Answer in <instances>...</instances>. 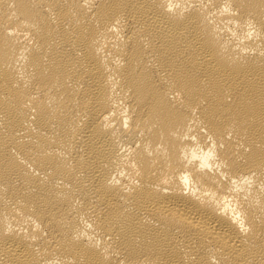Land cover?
<instances>
[{
	"label": "bare ground",
	"instance_id": "1",
	"mask_svg": "<svg viewBox=\"0 0 264 264\" xmlns=\"http://www.w3.org/2000/svg\"><path fill=\"white\" fill-rule=\"evenodd\" d=\"M0 264H264V0H0Z\"/></svg>",
	"mask_w": 264,
	"mask_h": 264
}]
</instances>
